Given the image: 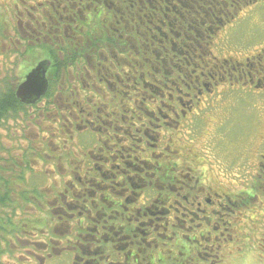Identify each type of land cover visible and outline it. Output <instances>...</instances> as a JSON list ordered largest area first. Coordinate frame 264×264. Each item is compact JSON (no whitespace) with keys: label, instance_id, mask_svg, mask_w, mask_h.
I'll return each instance as SVG.
<instances>
[{"label":"flooded vegetation","instance_id":"af4514ba","mask_svg":"<svg viewBox=\"0 0 264 264\" xmlns=\"http://www.w3.org/2000/svg\"><path fill=\"white\" fill-rule=\"evenodd\" d=\"M262 2L0 0V89L20 100L39 65L47 84L0 119L38 135L0 159V177L52 180L58 194L21 206L43 221L33 229L3 208L0 264H238L264 230L245 216L264 149L223 152L237 146L238 99L264 93V39H229Z\"/></svg>","mask_w":264,"mask_h":264},{"label":"rangeland","instance_id":"374dc122","mask_svg":"<svg viewBox=\"0 0 264 264\" xmlns=\"http://www.w3.org/2000/svg\"><path fill=\"white\" fill-rule=\"evenodd\" d=\"M0 13V18H1ZM264 39V2L255 5L250 9L246 16H243L240 20H238V26L233 30L231 34V39L229 41L236 43H243V41H251V43H257ZM235 43V44H236ZM229 45V44H228ZM213 110V108H211ZM234 120L236 121V129H234L235 134L233 136L236 140L237 146L228 145L226 150L223 152L224 160L226 162H235L237 160L246 159L251 156L249 148L253 145L254 148L258 144V149H264V143L260 144L257 140V135L259 132H264V93H259L256 96H243L238 99L235 108H232L231 111ZM9 128H18L15 130V135L12 137V133L9 131ZM33 130L29 128L28 125H22L21 122H17L14 119H10L8 123H5L2 127H0V159L6 158L5 161L9 160L8 151H14L17 157L21 156V153L24 148H26V143L30 140L38 141V135L36 133H30ZM201 132V128L194 129L192 131V136H196ZM29 138V139H28ZM231 138V137H229ZM259 142V143H258ZM220 136H211L210 139L206 142L207 147H219L221 144ZM251 149V148H250ZM249 150V152H248ZM238 155V158L235 156ZM244 162V161H243ZM9 163V162H0V165ZM21 163V162H19ZM35 179L31 176L27 177V182L20 183L22 188H31L33 181ZM40 184V183H39ZM2 185V184H1ZM26 186V187H25ZM262 186V188H261ZM32 189V188H31ZM257 193H261L259 195L258 200L252 201L251 204H246V210H253L254 212H248V219L246 220L248 223H256V216L258 215L264 216V180L260 183V188L257 190ZM26 206V205H25ZM35 206V205H34ZM34 206L29 205L28 209H24L21 206H17L16 204L12 205L14 208V212L18 210V213L13 214L18 224H21V220L24 222H30V229H33L35 223L42 224L43 221L39 218V215L35 212ZM8 212H11L12 209H5ZM5 210L2 208L1 211L5 213ZM1 216V224L3 225V218ZM255 217L253 220L249 218ZM261 218L259 222H261ZM35 222V223H34ZM257 224V223H256ZM34 233V230H33ZM32 236L38 239V236L32 234ZM25 238V236H22ZM260 239H264V230L262 228V224H257L256 235L254 241H244L247 246L246 247V255L240 260L238 264H264V242ZM249 244V245H248ZM244 252V254H245ZM243 254V255H244ZM60 255H52L50 258H58ZM40 260V259H39ZM40 264V261H38Z\"/></svg>","mask_w":264,"mask_h":264},{"label":"trees","instance_id":"16d2710c","mask_svg":"<svg viewBox=\"0 0 264 264\" xmlns=\"http://www.w3.org/2000/svg\"><path fill=\"white\" fill-rule=\"evenodd\" d=\"M1 26V25H0ZM8 84V83H7ZM24 104L17 100L14 96V91L11 89L10 84L6 87H1L0 89V119L7 116V114L14 110V107H17V110H22ZM5 164L0 165V168L3 169ZM9 176L0 177V215L2 214L1 209L4 207H12V205L16 204L18 207L22 205H27V201L31 200V202L38 206L40 203H47L46 199L50 194V197L58 196L55 194V183L51 180V187L48 190H41L39 179L33 181L32 191H22V187L20 183L25 182V178L23 176H19L18 178H8ZM40 178V177H39ZM50 180H45V183H49ZM26 183V182H25ZM2 184V185H1ZM43 189V187H42ZM30 192V193H29ZM54 193V194H53ZM32 194V198L30 197ZM45 200V201H44ZM40 202V203H39ZM1 223V216H0ZM2 229V226H0Z\"/></svg>","mask_w":264,"mask_h":264},{"label":"water","instance_id":"95a60500","mask_svg":"<svg viewBox=\"0 0 264 264\" xmlns=\"http://www.w3.org/2000/svg\"><path fill=\"white\" fill-rule=\"evenodd\" d=\"M45 68L39 65L31 75H29L28 79L20 86L18 91V97L22 102H30V97H28L29 93L34 94L36 99L38 96L47 89V84L45 80ZM40 74H44L42 77Z\"/></svg>","mask_w":264,"mask_h":264}]
</instances>
